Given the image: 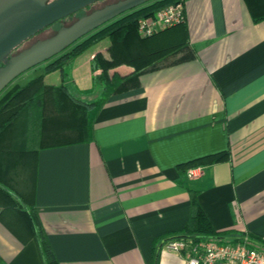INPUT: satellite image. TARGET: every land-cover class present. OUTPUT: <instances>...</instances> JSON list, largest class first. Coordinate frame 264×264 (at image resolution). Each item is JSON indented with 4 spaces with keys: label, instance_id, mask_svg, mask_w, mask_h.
Wrapping results in <instances>:
<instances>
[{
    "label": "crops",
    "instance_id": "obj_1",
    "mask_svg": "<svg viewBox=\"0 0 264 264\" xmlns=\"http://www.w3.org/2000/svg\"><path fill=\"white\" fill-rule=\"evenodd\" d=\"M184 15V44L156 69L131 34L104 37L64 79L44 73L43 85L64 83L77 101L51 90L40 136L28 138L27 112L0 131L1 262L45 264L38 237L21 227L34 207L58 264H184L160 239L185 226L190 189L215 230L264 242V19L255 22L245 0H185ZM96 54L109 77L129 78L88 137L82 102L103 87ZM220 151L226 160L189 167L196 177L179 167Z\"/></svg>",
    "mask_w": 264,
    "mask_h": 264
},
{
    "label": "trees",
    "instance_id": "obj_2",
    "mask_svg": "<svg viewBox=\"0 0 264 264\" xmlns=\"http://www.w3.org/2000/svg\"><path fill=\"white\" fill-rule=\"evenodd\" d=\"M177 0H148L142 4L134 6L115 17L105 21L104 23L88 30L85 34L78 37L70 44L66 45L57 54L47 58L38 64L45 63L44 72L30 79L23 85L14 84L9 89L5 90L9 84L19 75L15 76L4 88L0 90V131L4 129L10 121L22 112H27L28 118V138L40 136L42 131L41 123L45 106L48 102L49 92L53 89L61 90L65 96L73 100L75 98L70 93H67V88L64 83L59 86H46L43 85L42 79L44 73L59 69L63 79L68 75L63 71L64 67L70 64L74 58L80 55L88 47L103 39L109 37L113 43L122 41L126 35L131 34L143 56L148 62L147 70H153L158 67L157 62L166 54L179 48L184 44V38L186 39V25L185 15L184 20L173 26L161 29L148 36H140L137 32V21L141 17H147L153 15L159 8L176 2ZM251 8L253 20L255 22L264 19V10L261 11L260 7H264V0H245ZM259 4L260 10L257 8ZM264 9V8H263ZM171 31V32H170ZM167 33V35H166ZM169 33V34H168ZM37 65V64H35ZM35 65L31 66L34 67ZM91 70L101 69V73L98 78L102 81V93L101 96L91 102H82L89 108V122L85 124V130L88 133V137L92 136L93 123L92 118L96 114L97 110L102 106L107 97L121 88L122 84L128 79L126 77L121 79L117 75L109 77L105 61L100 54H96L90 61ZM30 67V68H31ZM136 72L134 74H138ZM96 78V76H92ZM50 99V98H49ZM79 101V100H78ZM81 102V101H80ZM86 120V119H85ZM38 146L35 148L37 150ZM228 157L227 151H220L213 154H208L203 157L179 164L182 169L189 168L201 163H214L226 160ZM198 191L194 189L189 190V202H190V215L185 226L160 239V242H164L168 239L179 238H192L194 240L200 239H238L241 235H235L232 231H217L213 228L208 216L203 210L198 198ZM31 211V212H30ZM25 215L22 228L28 233L29 236H37L43 252L45 264H58L56 257L53 253V249L48 240L47 234L39 222L38 217L34 212V207L29 210H22ZM2 221H6V218L1 216ZM249 239L257 244L264 246V242L258 240L250 235ZM159 242V238L154 239V244ZM157 251L156 247L153 248V259L156 262ZM0 264H5L0 261Z\"/></svg>",
    "mask_w": 264,
    "mask_h": 264
},
{
    "label": "water",
    "instance_id": "obj_3",
    "mask_svg": "<svg viewBox=\"0 0 264 264\" xmlns=\"http://www.w3.org/2000/svg\"><path fill=\"white\" fill-rule=\"evenodd\" d=\"M95 1L97 0H0V64L2 65L0 66V76L4 73L8 74L7 78L0 82V90L15 76L57 54L66 45L85 34L88 30L148 0H133L128 2L116 12L95 22L90 27L85 28L65 42L58 44L45 54L31 59L29 62H25L22 67L18 68L17 64L20 61L33 57L47 42L53 38H57L63 31L75 23L87 19L94 12L82 15L68 26L60 27L54 35L50 36L51 38L48 37V39L41 40L27 49L12 55L14 49L23 41L59 19L83 9Z\"/></svg>",
    "mask_w": 264,
    "mask_h": 264
},
{
    "label": "built area",
    "instance_id": "obj_4",
    "mask_svg": "<svg viewBox=\"0 0 264 264\" xmlns=\"http://www.w3.org/2000/svg\"><path fill=\"white\" fill-rule=\"evenodd\" d=\"M184 2L177 0L159 8L153 15L137 21L140 36L151 35L184 20ZM199 168L187 169L189 177L199 175ZM167 251L182 257L184 264H264V246L252 242L248 235L238 239H168L163 242Z\"/></svg>",
    "mask_w": 264,
    "mask_h": 264
},
{
    "label": "rangeland",
    "instance_id": "obj_5",
    "mask_svg": "<svg viewBox=\"0 0 264 264\" xmlns=\"http://www.w3.org/2000/svg\"><path fill=\"white\" fill-rule=\"evenodd\" d=\"M113 0H98L96 3L92 4L90 7L86 8V9H81L75 13H73L72 16L74 15H78V14H82L83 12H87L90 11L93 8H97L102 6L104 3L106 2H110ZM133 1V0H117L112 2L111 4L107 5L106 7L102 8V9H96L94 10L93 14L91 16H89L87 19L81 20L77 23H75L74 25H72L71 27H69L68 29H66L65 31H63V33L61 35H59L57 38H53L52 40H50L49 42H47L45 45H43L40 49L39 52H37V54H35L33 57H29L23 61H20L17 66L18 68L22 67L25 62H29V60L33 59V58H37L43 54H45L46 52L50 51L52 48H54L55 46H57L58 44L65 42L66 40L70 39L71 37L75 36L76 34H78L80 31L84 30L87 27H90L92 24H94L95 22L103 19L104 17L116 12L118 9H120L121 7L125 6L128 2ZM86 10V11H83ZM73 17H68L62 21H57L54 23V25H52L50 27V29H48L47 31L41 32L38 35L28 39L27 41L21 43L17 49H15L13 51V54L17 53L19 50H21L22 48L26 47L27 45H29L30 43L34 42L37 39H40L42 37H44L45 35H47L49 33V31L61 26L64 22H67L69 20H72ZM51 38V37H50ZM48 39V38H47ZM42 64V63H41ZM0 66H2L0 64ZM43 67H40V64L35 65L34 67H31L27 70H25L23 73H21L19 76H17L10 84L9 86L5 89H9L12 85H14L15 83L18 84H24L27 82L28 79H30L35 73H38L39 71H42ZM8 74L4 73L0 76V82L2 80H4L5 78H7Z\"/></svg>",
    "mask_w": 264,
    "mask_h": 264
},
{
    "label": "flooded vegetation",
    "instance_id": "obj_6",
    "mask_svg": "<svg viewBox=\"0 0 264 264\" xmlns=\"http://www.w3.org/2000/svg\"><path fill=\"white\" fill-rule=\"evenodd\" d=\"M97 1H98V0H97ZM97 1H95L94 3H96ZM100 1H101V0H100ZM108 1H109V0H108ZM114 1H117V0H113V1H110V2H106V3H104L102 6L97 7V8L95 7V8H93V9H91L90 11L83 12L82 14H78V15H74V16H72V15H73V13H72V14L66 16V17H63L62 19H59L58 21L60 22V21L66 19V18H68V17H73L72 20H69V21H67V22H64L61 26H59V27H57V28H55V29L49 31V33H48L47 35H45L44 37H42V38H40V39L35 40L34 42L30 43L29 45H27L26 47L22 48V49L19 50L18 52L23 51L24 49H27L28 47L32 46L33 44H35V43H37V42H39V41H41V40H44V39H46V38H48V37L54 35V34L56 33V31H57L60 27L68 26L69 24H71L72 22H74L77 18L81 17L82 15H84V14H88V13H91V12H93V11L96 10V9L104 8V7H106L107 5L111 4V3L114 2ZM94 3H92V4H94ZM92 4H91V5H92ZM91 5L86 6L84 9L90 7ZM83 11H86V10H83ZM56 22H57V21H56ZM54 23H55V22H54ZM54 23H52L51 25L45 27L44 29H42L41 31H39L38 33H36L35 35H33L32 37L38 35V34L41 33V32L47 31L48 29H50V27H51L52 25H54ZM32 37H30V38H32ZM30 38H29V39H30ZM27 40H28V39H27ZM27 40H25V41H27ZM25 41H23V42H25ZM23 42H22V43H23ZM17 48H18V47H17ZM17 48H16V49H17ZM14 50H15V49H14ZM15 54H16V53H15ZM12 55H13V52H12Z\"/></svg>",
    "mask_w": 264,
    "mask_h": 264
}]
</instances>
